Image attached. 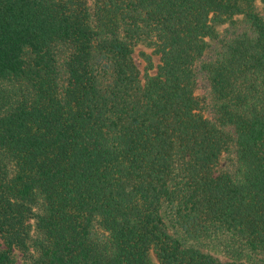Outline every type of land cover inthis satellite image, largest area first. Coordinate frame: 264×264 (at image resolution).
Listing matches in <instances>:
<instances>
[{"label": "trees", "instance_id": "obj_1", "mask_svg": "<svg viewBox=\"0 0 264 264\" xmlns=\"http://www.w3.org/2000/svg\"><path fill=\"white\" fill-rule=\"evenodd\" d=\"M14 251L264 264V0H0V264Z\"/></svg>", "mask_w": 264, "mask_h": 264}, {"label": "rangeland", "instance_id": "obj_2", "mask_svg": "<svg viewBox=\"0 0 264 264\" xmlns=\"http://www.w3.org/2000/svg\"><path fill=\"white\" fill-rule=\"evenodd\" d=\"M141 53L149 54V56L151 58L152 68L149 69V70H146V73H148V74H153L155 72V66L158 63V55L153 54L151 52L150 48H147V47H145V46H143L141 44H138V45H136L133 48L132 57H133V60H134L136 66H137V68H138V70L140 72L141 82H142V75L145 72V62H144V60L141 57ZM224 158H225V156L220 158V160L218 162V165L213 170V173H217L220 170V168L223 166ZM215 256L218 259H220L221 261H225L226 260V258L223 257L220 254H215ZM14 258H15V263L14 264H20V254H19V252L14 251Z\"/></svg>", "mask_w": 264, "mask_h": 264}]
</instances>
